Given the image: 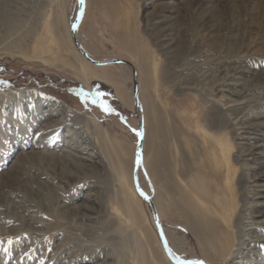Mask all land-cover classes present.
<instances>
[{"label":"rangeland","instance_id":"rangeland-1","mask_svg":"<svg viewBox=\"0 0 264 264\" xmlns=\"http://www.w3.org/2000/svg\"><path fill=\"white\" fill-rule=\"evenodd\" d=\"M1 5L17 23L37 26L40 41L27 57L0 55V81L12 85L0 91V264H75L91 254H100L99 261L86 264L110 255L115 264H173L155 214L168 249L182 261L264 264V242L238 235L253 203L252 192L242 189L246 154L240 151L261 139L235 135L221 110L228 92L217 85L225 76L243 87L247 81L242 90L251 103L233 113L240 116L244 109L252 124L264 125V85L255 87L264 76V0H85L74 31L79 0H0ZM56 20L71 50L50 29ZM165 36L169 48L162 47ZM80 48L107 64H93ZM210 68L211 78L204 77ZM103 70L112 75L105 81L93 77ZM97 90L115 113H105L95 95H81ZM22 92L43 98L42 122L29 100L19 107L8 97ZM46 100L89 119L83 146L94 156L88 160L85 151L81 162L94 163L86 170L74 168L76 150L64 148L65 132L55 131L61 116ZM142 131L138 185L147 198L134 181ZM255 168L264 172V165ZM252 190L264 193V187ZM85 206L94 209L93 219L80 225L72 209Z\"/></svg>","mask_w":264,"mask_h":264},{"label":"bare ground","instance_id":"bare-ground-1","mask_svg":"<svg viewBox=\"0 0 264 264\" xmlns=\"http://www.w3.org/2000/svg\"><path fill=\"white\" fill-rule=\"evenodd\" d=\"M45 18L48 19V16L46 15L44 17L43 22H46ZM62 27L63 26L59 23L58 20L53 21L50 24V29L51 30H55L57 39L62 44H64L66 47H68V49L71 50V48L69 46L68 39L66 38V32H65V30ZM214 27L216 28V25ZM39 41H40V38H39V35H38V32H37V26H34L32 23H30L28 21L26 22V21H23V20L20 21L19 23H17V20L15 18H13L9 14V12H7V10L1 5V7H0V55L1 54H11V55H16V56L27 57L29 55L31 47L35 49L36 48L35 45L38 44ZM161 41L163 42L162 43V47L169 48L171 46L167 42L166 36L163 39H161ZM45 48L46 47L43 46L44 52L41 50L44 54L46 53ZM47 54H49V53H47ZM44 60H43V63H47V61L46 60L44 61ZM212 72H213L212 68L208 69V71L205 70V72H204L205 76L204 75L203 76L206 77V78L207 77L211 78L210 74ZM99 73H100V75L97 74V73L93 74V77H98V78H100L103 81H105L108 76L112 75V72H108V70H103V71H100ZM257 82L258 83H257V85L255 87L259 88L261 85L263 86L264 85V76L263 77L259 76ZM243 83H244L245 87H249L247 85V81H244ZM217 85L219 87H221V89H226V92H228V95H225V96H226V98L229 99V102L228 103L225 102L224 104L221 103V108H222L221 110L224 112L223 113L224 116H226V119H227V120L225 119L226 122H228V124H232V126L234 127L235 135L238 136V137H241V138H244V139H250V140L251 139H257V138L261 139L258 144H255V145L249 144V146L247 148H242L241 147L242 151H240L241 154H246L245 155L246 158L242 159V166L244 167V169L246 171V180L244 181V183L242 185L243 186L242 189L244 191L250 190L252 192V194H253L252 195L253 203L250 205V207H248L250 219L248 220L247 224L245 223V227L242 230H241V228H242V226H241V228L238 230V233H239L238 235H239L240 239L249 238V240H253L255 243H256V241L264 242V231H262L261 235H258L256 233L257 231H255V230H259L258 229L259 227H263L261 225L264 224V209L263 208L262 209H258V207H261V206L263 207L264 206V193L259 191V190L258 191L252 190L253 188L256 189V188H263L264 187V185L263 186L261 185L263 183V179H264V172H259L255 168V165H257V164L264 165V125L257 124V123L256 124H252V121L248 119V115L246 114L244 109H243L242 112H240V114H241L240 116L239 115H235L233 113L236 110L237 107H240L241 104L245 106L246 104H250L251 103V99L248 98L249 96H247L248 90H242V88H245V87H243L242 82L241 83H233L232 80L229 81L227 76H225V77H223V78L218 80V84ZM231 86H234V87L240 88V89L239 90H234V89H232L234 87H231ZM250 88H253V87H250ZM213 89H215V88H213ZM116 95H117V97H118L120 102L125 103V104L128 103L127 102V96L124 93V91H122L121 89H117ZM231 96H233V97H231ZM8 97L10 99H15L16 98L17 102L20 103L19 107H21L20 106L21 103H22L21 101H24L25 99L29 100L30 104L33 105V109H34V112H35L34 115H35V118H36L35 120H37L39 122H42V117L45 116V114L43 112H41V108H42L41 106H42V103H45V102L43 101V98L38 97L35 92H22L19 95H17V97H16V95H9ZM241 101L242 102L244 101V102L242 103ZM46 102L47 103H52L51 104V108H55L56 109V111L52 110V112L59 113L60 116H61V120L56 124L55 131L57 133H61L62 131H63V133L65 132V134H63L64 138H65V140H64V148L69 150V151L76 150L74 152H75V154H77L79 156L78 157L76 155L75 158L73 160H71V161H73L74 168H76L77 170H82V171L86 170V168H88L89 166H92L91 164L94 163V161H93L89 165L88 163H82L81 162V161H83L85 159L82 156L83 153H85V151H87V153H88L87 154L88 160L92 159V156H94V153L90 152V149L86 150L85 149L86 147L83 146L84 145L83 143L85 142V139H86L84 137L86 135L83 134V132H86V134H88L89 128L91 126V123H90L89 119L85 115H83L81 113H78V112L70 109L69 107L61 105L59 102H56V101L52 102L50 100H46ZM40 103H41V105H39ZM220 125H221V123H220ZM257 128H259V129H257ZM222 129H224V128H222ZM242 130H244V131H242ZM246 131L247 132H254L255 131L254 137H250V138L247 137V132ZM157 151H159V150L157 149ZM46 155H48V154H46ZM36 157H37V155H36ZM57 160H56V162H57ZM65 169H67V168H65ZM22 176H23V174H22ZM34 176L36 177V175H34ZM48 176L51 177V175H48ZM248 183L250 185L249 189L245 186V184H248ZM128 191H130V190L128 189ZM24 192H27V191H24ZM131 192H129V193H131ZM49 194L51 195V193H49ZM55 197H56V195H55ZM51 200H52V198H51ZM18 201H19V199H18ZM21 203H22V201L19 204H21ZM60 204H62V203H60ZM125 206H126V208H128L126 211H127L128 215L130 216V218L131 219L133 218L136 221V217H135L134 211L129 208L128 201L125 202ZM61 207L62 206H60L59 208H61ZM72 210L76 211L77 217L79 216L78 220H79V224L80 225L84 221L93 219V217H91V214H92L91 210H94V209H92L90 207H86L85 206V209H80V207H77V208L72 209ZM74 222H75V220H74ZM192 224H193V222H192ZM243 245L246 246V243H244ZM99 257H100V254H98V255L97 254H93V255L91 254V256H89V257H86V256L85 257H80L79 259H77L78 262L77 263L75 262V264H86V263L92 262L93 260H94L93 262H98L99 261ZM115 258L116 257H114L113 255L106 256L105 259L103 260V262L100 263V264H115L114 263V262H116ZM120 263L121 262L119 261L118 264H120ZM123 264H126V263H123Z\"/></svg>","mask_w":264,"mask_h":264},{"label":"water","instance_id":"water-1","mask_svg":"<svg viewBox=\"0 0 264 264\" xmlns=\"http://www.w3.org/2000/svg\"><path fill=\"white\" fill-rule=\"evenodd\" d=\"M83 10H84V5L80 9L79 15H78L76 21L74 23H72V25H71V31H74V29L79 24V22L81 20V17H82V14H83ZM78 47H79V45H78ZM81 52H82V55L86 59H88L90 62H92L93 64H95L97 66H102V65L107 64V63H103V62L93 61L92 59L89 58V56L87 55V53H85L82 49H81ZM113 63L117 64V63H120V62L119 61H114ZM133 97H134L135 110L142 109V105H141V102H140V99H139V86H138L137 82H135V84H134ZM141 133H143V131ZM143 140H144V135L141 136L139 145H138V147L136 149V159H135V164H134V181H135V187H136V189L140 193L143 192V191L139 188V185H138V172H139V166H140V163H141V160H142V155H143L142 154L143 153ZM143 196L144 197H147V195H145V193H144ZM155 223H156L157 229L159 231V234H160V237H161V240H162V245H163V248L165 250L166 255L168 256V258L170 259V261L173 264H178V262L169 253V249L167 247V242L165 240V237L163 236L162 229H161V226L159 224V219H158V217H157L156 214H155ZM205 264H207V263H205Z\"/></svg>","mask_w":264,"mask_h":264},{"label":"snow or ice","instance_id":"snow-or-ice-1","mask_svg":"<svg viewBox=\"0 0 264 264\" xmlns=\"http://www.w3.org/2000/svg\"><path fill=\"white\" fill-rule=\"evenodd\" d=\"M81 7H83L85 0H79ZM12 85L10 82L7 81H0V91H5L7 89H11ZM81 95L83 96H92L95 95V97L97 99H99L100 97H102L104 94L99 92L98 90L93 94L91 92L89 93H84L83 91H81ZM94 103L96 102L95 100L93 101ZM99 107H101L105 113L108 114H113L115 113V109L112 108L111 106H109L104 100L99 99ZM138 135L142 136L143 133H138ZM142 195H144L143 192H141ZM147 198V197H146ZM9 243H11L12 241L9 240ZM169 253L173 256V258L178 262V264H205V262L203 260H189V261H182L181 258L179 256H176L175 253L172 252V250L169 248ZM41 264H43V261L41 262Z\"/></svg>","mask_w":264,"mask_h":264}]
</instances>
